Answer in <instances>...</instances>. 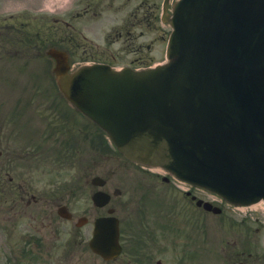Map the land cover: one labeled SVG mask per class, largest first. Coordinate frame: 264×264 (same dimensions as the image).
<instances>
[{
	"label": "flooded vegetation",
	"instance_id": "obj_1",
	"mask_svg": "<svg viewBox=\"0 0 264 264\" xmlns=\"http://www.w3.org/2000/svg\"><path fill=\"white\" fill-rule=\"evenodd\" d=\"M48 3L0 0V75H9L7 65L14 57L45 53L49 39L72 59L139 66L144 57L139 24L156 27L162 11V0H73L56 4L59 23L49 29ZM111 11L115 15H105ZM92 37L101 45L95 46ZM111 42L117 44L114 50ZM40 92L27 102L9 101L4 109L0 104V264H166L185 254L188 232L172 225L174 200L162 202L155 195L168 192L173 182L137 179L127 189L124 181L139 175V169L106 164L100 166L102 176L96 173V154L110 152L91 134L96 136L95 124L54 90ZM49 92L52 100L46 99ZM118 165L124 170L111 167ZM97 190L109 193L102 206L92 200ZM182 193L188 201L183 207L207 212L197 203L207 199L206 189L187 184ZM103 216H116L119 222L121 251L113 259L91 244L96 219Z\"/></svg>",
	"mask_w": 264,
	"mask_h": 264
},
{
	"label": "water",
	"instance_id": "obj_2",
	"mask_svg": "<svg viewBox=\"0 0 264 264\" xmlns=\"http://www.w3.org/2000/svg\"><path fill=\"white\" fill-rule=\"evenodd\" d=\"M174 13L168 63L128 72L81 68L58 83L128 158L235 203L264 199V0H181ZM91 77L89 89L83 79ZM175 91L185 97L147 106ZM117 94H134L129 100L143 116L123 122L111 102ZM104 103L111 107L101 110ZM112 233L116 244L115 224Z\"/></svg>",
	"mask_w": 264,
	"mask_h": 264
},
{
	"label": "rangeland",
	"instance_id": "obj_3",
	"mask_svg": "<svg viewBox=\"0 0 264 264\" xmlns=\"http://www.w3.org/2000/svg\"><path fill=\"white\" fill-rule=\"evenodd\" d=\"M154 36L155 34H152L150 29L144 27V32L139 35V47L141 44L150 41ZM95 41L98 42V40ZM116 46V43L111 42L109 44L110 50H114L113 47ZM159 46L160 43H157V48ZM141 51L147 54V56H151L153 53L151 48L144 49L143 47ZM154 56H158V53ZM105 57L108 56L105 55ZM38 66L40 65L36 59H29L26 62L25 59L21 60L17 57L10 59L7 65L10 73L9 75H5L4 81V85L8 87H0V94L4 92V94H9L10 97L7 99V95H5L4 98L6 99L3 97L0 98V103L3 104L10 99H13V103L16 101L27 102L32 93H22L19 90L32 89V85L40 83L38 79L40 80L39 76H42V74L38 75V73L31 72L32 67ZM3 80L4 76L0 75V84H2ZM43 83L52 82L44 80ZM46 99L52 100L50 92ZM98 158L96 155L95 160ZM116 163L122 162L112 152V154L107 156L103 164L96 165V172H99L100 166L102 165H113ZM112 176L111 174L110 180L114 179ZM123 178L125 179V177ZM127 179L124 181L129 182L127 189L136 185L132 175H129ZM131 180H134V182ZM205 196L207 199L215 198L216 202L220 203L216 196L208 192ZM159 198L162 202L166 199L167 202L174 200L176 204L174 208H176L177 213L172 225H175V228L182 227V229L188 232L187 241L185 242L186 255L182 253L177 254L174 262H179L181 259L182 261L187 260L181 262V264H220L219 259L225 261L235 255L241 261L240 264H264V204H255L253 208H226L222 215H204L200 214L197 210L183 207V205L187 206L188 201L184 199L182 190L176 185L169 186L167 194L165 196H159ZM162 219L164 218L160 214L159 223H162ZM173 230L179 229L173 228ZM161 243L159 245L165 244ZM201 243L203 248H198L197 245H201ZM188 252L191 253V256H188ZM156 255L162 256L159 251H157ZM166 260V264H178L169 259Z\"/></svg>",
	"mask_w": 264,
	"mask_h": 264
},
{
	"label": "bare ground",
	"instance_id": "obj_4",
	"mask_svg": "<svg viewBox=\"0 0 264 264\" xmlns=\"http://www.w3.org/2000/svg\"><path fill=\"white\" fill-rule=\"evenodd\" d=\"M187 72L182 69V70H179L178 73L182 74L183 79H186V77L188 76ZM168 74H171V72H169ZM83 80H84V84L90 89L93 87L96 79H95V77H91L90 79L84 78ZM183 86H185L184 83H183ZM133 96H134V94H132V95H125L124 94L121 97L119 94H117L115 96L116 99L114 101H111V102H116L117 104L120 105L121 113H122V117H123V122L127 121L130 117H133V116L138 115V114H139V118H141L143 116L142 111H141V107L139 106V109H138L135 104L130 102L129 98H131ZM171 97L174 99H178L180 101V98L185 97V96H183L182 92H178V91H175L174 93L169 94V95H156L155 97H153V99L150 102L147 103V106H152L153 104H155L157 102H161L164 104ZM104 105H109V106H104ZM104 105H99L101 110H107V109H109V107H111L110 104L104 103Z\"/></svg>",
	"mask_w": 264,
	"mask_h": 264
}]
</instances>
